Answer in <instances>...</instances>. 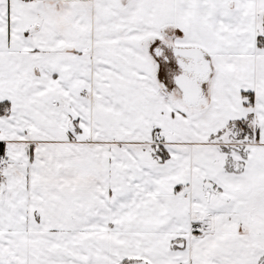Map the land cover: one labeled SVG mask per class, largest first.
I'll list each match as a JSON object with an SVG mask.
<instances>
[{
	"label": "snow or ice",
	"instance_id": "6c2138e0",
	"mask_svg": "<svg viewBox=\"0 0 264 264\" xmlns=\"http://www.w3.org/2000/svg\"><path fill=\"white\" fill-rule=\"evenodd\" d=\"M0 264H264V0H0Z\"/></svg>",
	"mask_w": 264,
	"mask_h": 264
}]
</instances>
